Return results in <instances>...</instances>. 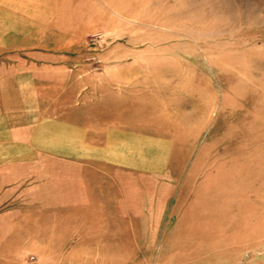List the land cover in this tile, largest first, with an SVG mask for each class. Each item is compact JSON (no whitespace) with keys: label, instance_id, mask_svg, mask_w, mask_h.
<instances>
[{"label":"crops","instance_id":"obj_1","mask_svg":"<svg viewBox=\"0 0 264 264\" xmlns=\"http://www.w3.org/2000/svg\"><path fill=\"white\" fill-rule=\"evenodd\" d=\"M62 2L0 0V264H264V220L193 217L195 173L126 169L121 138L156 121L57 56Z\"/></svg>","mask_w":264,"mask_h":264},{"label":"rangeland","instance_id":"obj_2","mask_svg":"<svg viewBox=\"0 0 264 264\" xmlns=\"http://www.w3.org/2000/svg\"><path fill=\"white\" fill-rule=\"evenodd\" d=\"M62 5L61 24L48 25V37L63 39L57 56L83 60L78 68L89 72L121 75L110 89L140 99L142 117L156 121L121 138L126 169L195 173L193 217L204 216L198 208L206 205L208 218L262 223L264 0ZM174 180L178 191L188 179Z\"/></svg>","mask_w":264,"mask_h":264},{"label":"built area","instance_id":"obj_3","mask_svg":"<svg viewBox=\"0 0 264 264\" xmlns=\"http://www.w3.org/2000/svg\"><path fill=\"white\" fill-rule=\"evenodd\" d=\"M29 258H30V259H33V257H32L31 255L29 256Z\"/></svg>","mask_w":264,"mask_h":264}]
</instances>
